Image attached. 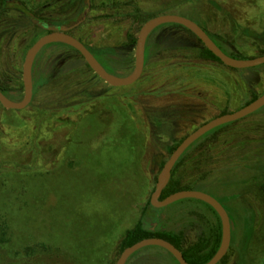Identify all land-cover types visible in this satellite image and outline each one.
<instances>
[{
  "label": "rangeland",
  "instance_id": "rangeland-1",
  "mask_svg": "<svg viewBox=\"0 0 264 264\" xmlns=\"http://www.w3.org/2000/svg\"><path fill=\"white\" fill-rule=\"evenodd\" d=\"M21 1L22 10L16 0H0V83L18 96L16 102L24 98V90H15L23 83L27 51L44 36L32 19L63 27L81 22L71 35L105 58L120 78L134 70L144 20L160 15L196 22L234 55H264V0ZM147 46L162 51L142 77L113 87L74 48L47 45L34 67L60 77L53 82L59 95L45 87L34 102L51 110L34 111L33 102L19 111L0 105V120L17 134L0 131V185L16 172L28 188L22 201L28 204L15 213L17 251L45 244L47 250L37 252L44 264H117L123 235L145 212L151 227H157L151 222L155 215L158 223L186 212L194 219L215 217L192 199L163 208L147 204L169 147L262 96L264 65L238 71L206 60L198 38L173 24L153 30ZM15 150L19 156L11 155ZM173 180L178 188L213 196L234 220L226 264H264V107L208 133L185 154ZM182 228L184 249L204 233L198 222ZM127 264L178 263L167 250L150 246Z\"/></svg>",
  "mask_w": 264,
  "mask_h": 264
},
{
  "label": "water",
  "instance_id": "water-1",
  "mask_svg": "<svg viewBox=\"0 0 264 264\" xmlns=\"http://www.w3.org/2000/svg\"><path fill=\"white\" fill-rule=\"evenodd\" d=\"M81 23V22H79ZM79 23L77 25H79ZM166 24H178L191 31L202 44L210 50L224 65L236 69H250L264 65V55L251 59H237L226 54L211 38V36L196 22L177 15H160L156 16L145 23L141 28L135 53V67L132 74L127 78H120L110 74L99 62L93 52L80 40L68 33L70 28L62 27L61 31H54L42 36L27 51L23 65V84L24 98L16 102L6 96L0 90V104L5 109L23 110L31 105L34 97L33 68L37 54L47 45L62 43L77 50L85 59L89 67L105 82L113 87H127L135 84L143 75L146 67V42L149 34L156 28ZM264 107V94L258 97L252 103L242 109L217 117L199 127L193 133L188 135L177 149L170 155L166 161L163 170L158 178L155 190L151 197V204L157 208H163L183 199H196L209 204L219 215L222 223V242L220 248L213 259L208 264H219L227 255L232 244V222L227 209L223 204L213 196L198 190H181L175 192L165 199L161 200V195L171 181L173 170L184 155V153L200 138L211 131L232 122L243 119ZM158 246L167 250L179 264H189L181 250L171 242L162 238H147L127 247L120 255L117 264H127L128 260L140 250Z\"/></svg>",
  "mask_w": 264,
  "mask_h": 264
},
{
  "label": "trees",
  "instance_id": "trees-1",
  "mask_svg": "<svg viewBox=\"0 0 264 264\" xmlns=\"http://www.w3.org/2000/svg\"><path fill=\"white\" fill-rule=\"evenodd\" d=\"M135 15L137 17H140L138 14H135ZM132 16H133V14H132ZM152 18H154V17L146 18L144 20V22L145 21L147 22ZM77 23H79V22H77ZM173 25L182 27L185 30L189 31L188 29H186L185 27H183L181 25H178V24H173ZM156 29H158V28H156ZM203 29L208 33V31L205 28H203ZM189 32L192 33L191 31H189ZM249 34L256 38L255 33L249 32ZM133 41H134L133 44H135L136 40L133 39ZM216 44L226 54H228L229 56H231L233 58L248 59V58L243 57V56L234 55L233 53H230L229 51H227L221 44H219L217 42H216ZM90 50L93 52V54L97 57L99 62L103 65V67L110 74H116L114 68L111 66V64H109L105 60V58H101L92 49H90ZM75 51H77V50H75ZM161 51H162L161 46H154V47L147 46L146 50H145L146 66H147L148 62L150 61L151 57H153L154 55H157ZM200 55L206 60L217 61V62L223 64L204 45H203L202 52ZM132 63H133V60L129 59L128 63L126 65L131 66ZM85 65L88 68H90L87 63H85ZM244 70L245 69L238 70V71H244ZM63 74H64V77L68 75V73L66 74V72ZM63 74H61V75H63ZM58 78H60V77H58L57 75H55L53 73H49V74L46 72L41 73L37 70L36 66L34 67V69H33L34 98H33V103L31 105L32 108L33 107L35 108L34 111H38V109L40 107V106L38 107V105L35 104L34 100L36 101L37 96L40 94V92L43 88L50 87V88H52L49 90L50 92L53 91V92H55V94L59 95V88H58L59 84H58V82L56 85L53 84L55 79L57 80ZM0 90L6 96L11 98L12 100H14V101L18 100V96L11 95L10 91H8L7 88H5L1 83H0ZM22 90H23V83H21V85L18 86L15 91L20 92ZM257 98L258 97L255 96L250 103L255 101ZM250 103H248V104H250ZM58 107H61V106H58ZM40 108L45 109V110L46 109L51 110L50 108H46L44 106L40 107ZM60 109H62V108H60ZM223 115H225V114H223ZM0 116L2 117V115H0ZM4 122L9 123V121L0 120V128H1L0 131L3 129L2 131H4V132H9V133H13L14 135H17L16 132L15 133L13 132L12 124L9 127H7L6 124L4 126ZM50 124H51V120L46 121L44 125L47 128ZM16 131L19 134L21 133L20 130H16ZM0 134H1V132H0ZM207 135L208 134H206L205 136L200 138L199 141L206 138ZM182 141H178L169 147L168 152L170 155L177 149V147L182 143ZM199 141H197V142H199ZM197 142H195L190 148L195 146V144ZM190 148H189V150H190ZM189 150H187L184 153V155L181 157V159L176 164V166L173 170V173H172L171 181L168 184V186L166 187V189L164 190V192L162 193L161 198H160L161 200L165 199L166 197H168L169 195H171L175 192L183 190L181 188H178L176 186V184H174L173 179H174V174H175L176 168L181 163L183 157L185 156V154L188 153ZM15 151H18V152L17 153L12 152L11 155H17L20 153V150H15ZM9 152L10 151L1 152V153L9 154ZM17 156H19V155H17ZM162 165L164 166L165 162ZM18 178H19V174H17L16 172L10 173V176H9V178H7L6 183L2 184V186L0 185V264H44V263H42L43 260L40 256L42 254H38L37 252L47 250L46 249L47 246L45 244L44 245L38 244L36 246L26 247L23 249L22 252L17 251L15 249V246H14V244H15V242H14V232H15L14 222H15V218H16V216H15L16 209H19V207L21 208V207L26 206L28 204L27 202L26 203L22 202L23 199L25 197H27L28 188L20 180L18 182ZM192 189L193 188L186 189V190H192ZM192 200H195L199 203H202V204L208 206L210 211H212L215 214V217L209 216L210 214H208V215H206L205 218L199 217L200 219H194L190 215L191 212H186L185 217H181L180 219H174V221H173V220H169V219L163 220L164 218H162V220L158 223V217H157V215H155L151 218V222H153L155 225H157V227H154V226L151 227V225L148 224V222H147L148 216H147V212H145L143 214L142 218L139 219V221L134 225V227L128 229L126 231V233L123 235L122 242H121L122 252L127 247H131L134 244L140 242L141 240L155 237V238H162V239L167 240V241L171 242L172 244H174L179 250H181L183 252L184 257L189 264H208L213 259V257L216 255V253L218 252V250L220 248V245L222 242V223H221V219H220L219 215L217 214V212L209 204H207L203 201H200V200H196V199H192ZM147 205H148V207L153 206L151 204V200L148 202ZM196 222H198L199 224H201L203 226L204 233L196 244L190 246L187 249H184L185 235H184V231L182 228L183 224H185V223H196ZM231 222L233 225L234 220L233 221L231 220ZM41 249H43V250H41ZM176 262H177V260H176ZM219 264H226V257Z\"/></svg>",
  "mask_w": 264,
  "mask_h": 264
},
{
  "label": "flooded vegetation",
  "instance_id": "flooded-vegetation-1",
  "mask_svg": "<svg viewBox=\"0 0 264 264\" xmlns=\"http://www.w3.org/2000/svg\"><path fill=\"white\" fill-rule=\"evenodd\" d=\"M7 1H10V0H7ZM16 3H18V8H20L22 10V6L19 5L22 3L21 0H16ZM25 12V11H24ZM32 22L35 24V26L37 28H40L41 30H43L44 32V35L46 34H49L51 32H54V31H58L60 32L61 31V28L63 27V25H60V24H53L51 22H43V21H39V20H35V19H32ZM78 23H75L74 25H71V26H66L67 28H70L68 33L71 34V31L77 26ZM65 27V26H64ZM57 44H62V43H57ZM65 45V44H63ZM146 68V67H145ZM23 90H24V84H23ZM34 98V97H33ZM200 140V139H199ZM198 140V141H199ZM197 142V141H196Z\"/></svg>",
  "mask_w": 264,
  "mask_h": 264
}]
</instances>
